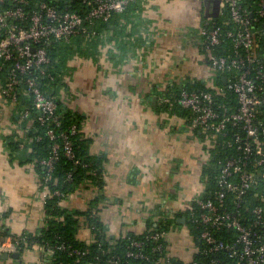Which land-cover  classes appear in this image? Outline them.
<instances>
[{
	"label": "crops",
	"instance_id": "obj_1",
	"mask_svg": "<svg viewBox=\"0 0 264 264\" xmlns=\"http://www.w3.org/2000/svg\"><path fill=\"white\" fill-rule=\"evenodd\" d=\"M222 12L220 0L131 4L84 55L67 58L59 98L83 116L89 152L106 158L98 215L108 234H141L148 221L163 214L172 218L187 209L194 194L202 195L205 186L198 179L216 145L180 110L165 107L169 102L161 94L173 83L208 82L198 31L205 17L217 19ZM10 114V106L0 110V230L19 235L43 225L45 198L34 162L11 157L4 143L25 134L13 129ZM97 193L91 186L70 193L61 205L85 210ZM78 235L92 240L84 222ZM9 236L0 237V244H10ZM188 249L184 260L191 256ZM2 254L0 264H46L37 248L17 257Z\"/></svg>",
	"mask_w": 264,
	"mask_h": 264
},
{
	"label": "built area",
	"instance_id": "obj_2",
	"mask_svg": "<svg viewBox=\"0 0 264 264\" xmlns=\"http://www.w3.org/2000/svg\"><path fill=\"white\" fill-rule=\"evenodd\" d=\"M135 1L73 0L65 4L64 0H0V110L11 107L13 129L26 131L22 123L27 119L28 127L32 117L40 124L49 117L59 126L56 102L42 84L43 79L51 78L46 69L50 46L79 32L87 37L93 33L88 23L107 20ZM246 1L220 0L222 9L228 10L225 22L221 25L205 17L199 28L198 47L205 53L211 76L208 82H201L200 87L178 84L177 91L163 99L187 110L186 119L214 145L235 144V155L217 162L211 189L207 185L202 191L207 196L191 200L186 209V235L193 239L189 260L172 255L169 231L156 229L144 239L134 240L133 250L127 251L142 264L150 259L151 251L163 252L154 264H264V52H257L264 0H255V9ZM224 71L231 76L223 75V86L217 80ZM225 92L235 101L222 103L221 111L219 96ZM21 99L31 105L13 119L12 108ZM45 133L55 138L54 128ZM218 135L224 138L218 139ZM60 137L65 154L72 157L71 143L64 133ZM57 147L55 143L52 154L42 160L49 169ZM42 191L46 198L48 189ZM146 240L154 242L149 249ZM64 248L60 243L48 246L46 252ZM3 252H16L15 244L1 243Z\"/></svg>",
	"mask_w": 264,
	"mask_h": 264
},
{
	"label": "trees",
	"instance_id": "obj_3",
	"mask_svg": "<svg viewBox=\"0 0 264 264\" xmlns=\"http://www.w3.org/2000/svg\"><path fill=\"white\" fill-rule=\"evenodd\" d=\"M139 2H142L138 0ZM138 1L130 3H138ZM252 9L256 8V1L249 0L245 2ZM65 5H63L64 7ZM76 4H74V7ZM119 13L112 15L107 20L95 19L88 23V29L91 33L87 37L80 32L71 36L67 40L55 42L49 48L50 61L46 66L48 76L43 79L42 84L44 88L51 94L56 102L55 114L58 115L59 126H57L51 118L46 117L45 122L40 124L34 117L29 118L31 123L27 127L24 120L22 126L26 128L25 134L16 139L13 137H6L4 143L7 145L10 155L13 158H18L20 161H32L35 164L36 170L39 173V189L46 187L49 191L44 201V222L36 231H23L19 235L9 234L6 231L0 230V237H9L16 246V252L21 254L27 249H40L42 261L46 264H107L109 260H115L116 264H142L143 261L128 256L127 251L133 250L132 242L138 239H144L145 234L150 233L156 229L170 230L171 225L178 223L179 216H186L187 210L177 212L174 217L168 218L165 214L161 215L157 221H148L146 230L137 234L128 232L124 235L113 236L107 233L105 224L101 221L98 215V205L104 201L102 193L104 186L103 170L106 158L104 155H93L89 152L91 138L84 135L81 130V123L83 116L77 111L67 107L59 98L60 89L65 87L64 74L67 71V58L74 53L80 54L88 49L95 37L101 36L106 27L110 25L116 26V20ZM228 16V10L223 8L222 15L216 21L222 25ZM232 24V23H231ZM230 24V26H231ZM234 24H232L233 26ZM262 27L261 33L258 35L257 52H264V24L260 23ZM263 32V33H262ZM227 42V41H226ZM94 43H92L93 45ZM91 46V45H90ZM225 77H230L231 72L224 71L218 78V83L224 86ZM182 85L187 87H200V81L192 83L185 82ZM161 97L170 96L171 93L177 91L179 85L173 83L168 86ZM224 96H219L220 107L222 103L234 104V96L229 92ZM164 106H169L173 111L180 110L183 114L187 110L180 106L169 102ZM31 101L21 99L12 108L11 117L15 119L23 107H30ZM34 112V111H33ZM33 114V113H32ZM33 116V115H31ZM30 116V117H31ZM11 118V119H12ZM49 127L54 128L55 138L51 139L45 133ZM60 133L66 135L67 140L71 143L72 157L65 154L63 141ZM230 134V133H229ZM227 135L229 138L230 135ZM224 138L218 135V139ZM57 144V155L49 169L42 160L47 159L53 150V145ZM236 152L235 144L226 146L225 144H218L212 150V158L208 165L204 166V173L208 174V189L212 187L213 175L218 170V161H224ZM70 174V175H69ZM97 188L98 193L90 200L89 206L85 210L77 208H67L61 205V200L65 199L70 193L80 191L89 187ZM58 191V192H56ZM207 196L204 194L202 196ZM82 222H84L92 232V240L87 242L79 238V230ZM195 240V239H194ZM197 243V240H195ZM64 244V249H54L52 253H47L48 246H55ZM154 244L151 240H146L145 245L147 249ZM73 250H77L75 253ZM163 252L151 251L150 259L146 264H154V260L161 257Z\"/></svg>",
	"mask_w": 264,
	"mask_h": 264
},
{
	"label": "rangeland",
	"instance_id": "obj_4",
	"mask_svg": "<svg viewBox=\"0 0 264 264\" xmlns=\"http://www.w3.org/2000/svg\"><path fill=\"white\" fill-rule=\"evenodd\" d=\"M208 179H209L208 174H205L203 171V173H201L198 179V184L201 185V187L207 186L209 183ZM189 195L192 196V193H190ZM197 197L198 196L194 194V196H192L191 199L195 200ZM187 229H188V224L186 223L180 225L177 224L171 225L167 238L169 243V250L172 255L183 257L184 253L187 250H188L187 253L189 254L188 248L191 249L193 239H191L190 241V236L186 235V233L189 234V231ZM188 244L190 245V247H188Z\"/></svg>",
	"mask_w": 264,
	"mask_h": 264
},
{
	"label": "water",
	"instance_id": "obj_5",
	"mask_svg": "<svg viewBox=\"0 0 264 264\" xmlns=\"http://www.w3.org/2000/svg\"><path fill=\"white\" fill-rule=\"evenodd\" d=\"M69 1H73V0H64V3L65 4H67ZM224 82H225V78H224ZM179 223H184L185 222V219H184V217L182 216V217H180V218H178V220H177ZM9 255H11V256H13V257H17V256H19V253H17V252H13V253H7V252H3V254H2V257H4V258H6V257H8Z\"/></svg>",
	"mask_w": 264,
	"mask_h": 264
},
{
	"label": "flooded vegetation",
	"instance_id": "obj_6",
	"mask_svg": "<svg viewBox=\"0 0 264 264\" xmlns=\"http://www.w3.org/2000/svg\"><path fill=\"white\" fill-rule=\"evenodd\" d=\"M180 217H182V216H179L178 218H180ZM183 217L185 219V222L184 223H187V219L185 218V216H183Z\"/></svg>",
	"mask_w": 264,
	"mask_h": 264
}]
</instances>
